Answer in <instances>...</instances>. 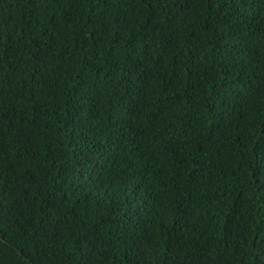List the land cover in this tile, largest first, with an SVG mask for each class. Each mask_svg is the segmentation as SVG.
Here are the masks:
<instances>
[{
	"label": "trees",
	"instance_id": "trees-1",
	"mask_svg": "<svg viewBox=\"0 0 264 264\" xmlns=\"http://www.w3.org/2000/svg\"><path fill=\"white\" fill-rule=\"evenodd\" d=\"M0 264H264V0H0Z\"/></svg>",
	"mask_w": 264,
	"mask_h": 264
}]
</instances>
